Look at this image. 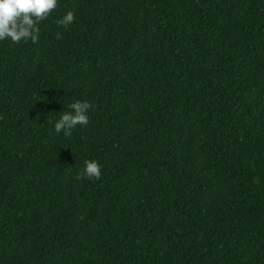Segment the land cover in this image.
Returning a JSON list of instances; mask_svg holds the SVG:
<instances>
[{
  "label": "trees",
  "instance_id": "16d2710c",
  "mask_svg": "<svg viewBox=\"0 0 264 264\" xmlns=\"http://www.w3.org/2000/svg\"><path fill=\"white\" fill-rule=\"evenodd\" d=\"M39 27L0 41V264H264V0H57Z\"/></svg>",
  "mask_w": 264,
  "mask_h": 264
},
{
  "label": "clouds",
  "instance_id": "9594fccd",
  "mask_svg": "<svg viewBox=\"0 0 264 264\" xmlns=\"http://www.w3.org/2000/svg\"><path fill=\"white\" fill-rule=\"evenodd\" d=\"M57 0H0V41L8 40L12 45L22 41L36 43L41 29L40 23L49 17L56 8ZM75 18L74 10H67L57 21L67 27ZM92 105L87 100H75L68 105L59 118L54 121L56 133L63 131L65 136L71 135L77 125H87L88 112ZM101 166L95 159H85L77 179H99Z\"/></svg>",
  "mask_w": 264,
  "mask_h": 264
}]
</instances>
